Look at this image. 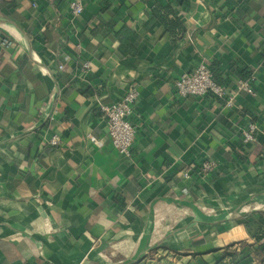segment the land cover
<instances>
[{
	"label": "crops",
	"instance_id": "obj_1",
	"mask_svg": "<svg viewBox=\"0 0 264 264\" xmlns=\"http://www.w3.org/2000/svg\"><path fill=\"white\" fill-rule=\"evenodd\" d=\"M70 1L0 0V264H217L227 247L264 264V0H82L78 17ZM201 63L232 88L250 73L255 94L180 96ZM130 89L129 156L99 102Z\"/></svg>",
	"mask_w": 264,
	"mask_h": 264
},
{
	"label": "built area",
	"instance_id": "obj_2",
	"mask_svg": "<svg viewBox=\"0 0 264 264\" xmlns=\"http://www.w3.org/2000/svg\"><path fill=\"white\" fill-rule=\"evenodd\" d=\"M70 9L73 17L80 16L84 11L82 0H71ZM14 41L9 37L2 38V44L5 46L13 45ZM90 62L86 61L82 65V73H87L90 70ZM253 80L239 79L235 86L229 87L220 84L214 77L213 72L206 63H201L191 72H184L175 82L177 93L183 97L214 95L225 101L226 106L236 108L239 106L238 97L241 93L255 94ZM140 97V92L137 89H130L121 99L111 103H100V108L107 119V131L113 145L120 153L131 155L132 147L136 140L137 127L132 122L131 116L134 106ZM258 129L256 123H250L248 129L244 132V141L250 142L255 140V134ZM90 140L98 147L104 145V141L91 135ZM61 139L55 135L51 140V145H59ZM217 167L215 160L207 159L202 161L200 166H187L183 170L185 177H190L193 173L204 175L213 171ZM264 243V235L261 239Z\"/></svg>",
	"mask_w": 264,
	"mask_h": 264
},
{
	"label": "trees",
	"instance_id": "obj_3",
	"mask_svg": "<svg viewBox=\"0 0 264 264\" xmlns=\"http://www.w3.org/2000/svg\"><path fill=\"white\" fill-rule=\"evenodd\" d=\"M179 1L181 2L182 0H179ZM170 13H172V8L170 7V5L162 6L158 4L154 8L155 16L165 24V27L168 31H170L173 34H181L182 32H184V26L182 22L177 17H174L173 19L170 18L169 17ZM132 33L133 32L128 27L125 26V28L123 27L117 34L121 42V46L125 47L126 50H129L130 47H133L132 44L130 43V36L132 35ZM134 51L136 52V50ZM207 66L213 72L215 79L220 84L227 85L222 81L221 78H218L216 71H214L212 67H210L209 65ZM251 77H250V73H246L245 75L242 74L241 78H243L244 80H249ZM156 252L158 253V251L155 249L153 253L155 254ZM166 256L160 257L159 260L161 261ZM238 258H239L238 252L235 249H230L229 247H227L225 256L221 260H219L217 264H237ZM164 264H171V263L169 262V263H164Z\"/></svg>",
	"mask_w": 264,
	"mask_h": 264
},
{
	"label": "rangeland",
	"instance_id": "obj_4",
	"mask_svg": "<svg viewBox=\"0 0 264 264\" xmlns=\"http://www.w3.org/2000/svg\"><path fill=\"white\" fill-rule=\"evenodd\" d=\"M173 261H174V260H173V259H171V260H170V263L172 264V262H173ZM173 264H174V262H173ZM175 264H176V263H175Z\"/></svg>",
	"mask_w": 264,
	"mask_h": 264
}]
</instances>
